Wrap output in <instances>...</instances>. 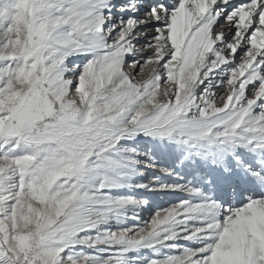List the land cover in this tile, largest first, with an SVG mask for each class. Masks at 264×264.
I'll return each instance as SVG.
<instances>
[{"label":"snow or ice","instance_id":"obj_1","mask_svg":"<svg viewBox=\"0 0 264 264\" xmlns=\"http://www.w3.org/2000/svg\"><path fill=\"white\" fill-rule=\"evenodd\" d=\"M0 264H264V0H0Z\"/></svg>","mask_w":264,"mask_h":264},{"label":"rangeland","instance_id":"obj_2","mask_svg":"<svg viewBox=\"0 0 264 264\" xmlns=\"http://www.w3.org/2000/svg\"><path fill=\"white\" fill-rule=\"evenodd\" d=\"M165 202H166V198H160V199L157 201V203H158L159 205H161V206H163Z\"/></svg>","mask_w":264,"mask_h":264}]
</instances>
